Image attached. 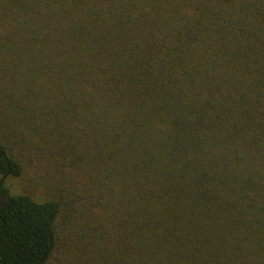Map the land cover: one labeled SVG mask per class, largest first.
<instances>
[{
  "label": "trees",
  "instance_id": "1",
  "mask_svg": "<svg viewBox=\"0 0 264 264\" xmlns=\"http://www.w3.org/2000/svg\"><path fill=\"white\" fill-rule=\"evenodd\" d=\"M0 264H264V0H0Z\"/></svg>",
  "mask_w": 264,
  "mask_h": 264
}]
</instances>
